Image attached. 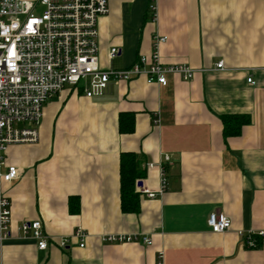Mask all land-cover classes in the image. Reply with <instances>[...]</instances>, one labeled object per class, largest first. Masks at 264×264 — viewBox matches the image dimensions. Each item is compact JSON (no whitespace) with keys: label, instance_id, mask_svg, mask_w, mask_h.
Returning <instances> with one entry per match:
<instances>
[{"label":"crops","instance_id":"0c3cea01","mask_svg":"<svg viewBox=\"0 0 264 264\" xmlns=\"http://www.w3.org/2000/svg\"><path fill=\"white\" fill-rule=\"evenodd\" d=\"M107 3L97 23L101 68L129 67L160 35L161 63L195 73L188 80L168 74L165 85L142 75L110 82L92 97L65 85L50 97L38 141L5 151L18 176L0 184L11 216L0 264H264V238L246 247L237 234L264 229V0ZM112 47L118 52L109 57ZM122 113L133 115L131 132L119 130ZM229 115L249 121L225 135L222 117ZM124 151L145 165L143 187L158 189L160 164L165 169L161 193L149 198L136 187V212L121 208ZM211 212L227 216L230 228L212 232ZM26 220L41 222L45 249L19 232ZM78 228L86 233L83 246L71 238ZM108 233L145 235L152 243L102 241Z\"/></svg>","mask_w":264,"mask_h":264},{"label":"built area","instance_id":"2783aa9c","mask_svg":"<svg viewBox=\"0 0 264 264\" xmlns=\"http://www.w3.org/2000/svg\"><path fill=\"white\" fill-rule=\"evenodd\" d=\"M156 16V6H150ZM107 0H0V184L18 176V169L6 165L5 151L11 144L35 143L44 103L65 85L81 87L87 97L102 95L110 82L127 81L144 76L148 83L165 85L167 75L191 79L195 69L186 64L161 63L159 47L166 37H153L152 51L140 56L132 65L122 69H103L98 56V18L108 13ZM118 48L109 50L113 57ZM223 62L216 63L222 68ZM251 81L250 78L247 79ZM165 155L163 162L168 161ZM160 184L152 190L136 186L141 194L152 198L165 189L166 177L159 167ZM10 204L0 194V239L10 235ZM207 224L212 232L230 228V219L222 213L211 212ZM18 230L22 236L31 235L38 249H45L48 236L39 220L22 221ZM237 234L246 247H257L264 238V229L242 230ZM86 233L78 228L71 235L84 245ZM68 237L58 245L66 247ZM105 242L140 241L151 244L150 237L136 234H102ZM161 264V260L158 261Z\"/></svg>","mask_w":264,"mask_h":264},{"label":"trees","instance_id":"16d2710c","mask_svg":"<svg viewBox=\"0 0 264 264\" xmlns=\"http://www.w3.org/2000/svg\"><path fill=\"white\" fill-rule=\"evenodd\" d=\"M249 120L243 115L223 116L225 135L236 134L240 127ZM133 129V115L120 114V132H131ZM145 165L136 153L124 151L120 153V198L124 212H136L139 209V193L136 183L145 176Z\"/></svg>","mask_w":264,"mask_h":264},{"label":"water","instance_id":"95a60500","mask_svg":"<svg viewBox=\"0 0 264 264\" xmlns=\"http://www.w3.org/2000/svg\"><path fill=\"white\" fill-rule=\"evenodd\" d=\"M136 185L141 186V181H137Z\"/></svg>","mask_w":264,"mask_h":264}]
</instances>
